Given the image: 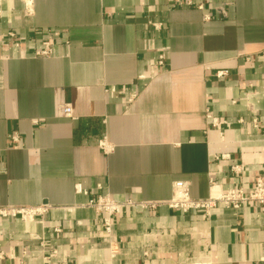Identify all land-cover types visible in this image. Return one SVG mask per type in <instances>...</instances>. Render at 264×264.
I'll use <instances>...</instances> for the list:
<instances>
[{"label":"crops","instance_id":"0c3cea01","mask_svg":"<svg viewBox=\"0 0 264 264\" xmlns=\"http://www.w3.org/2000/svg\"><path fill=\"white\" fill-rule=\"evenodd\" d=\"M194 3L2 0L0 207L50 209L0 219V264H262L255 204L210 217L125 208L112 261L102 217L84 207L166 202L180 181L205 200L212 185L250 190L264 176V0ZM48 41L52 56H35Z\"/></svg>","mask_w":264,"mask_h":264},{"label":"built area","instance_id":"2783aa9c","mask_svg":"<svg viewBox=\"0 0 264 264\" xmlns=\"http://www.w3.org/2000/svg\"><path fill=\"white\" fill-rule=\"evenodd\" d=\"M176 3H185L188 6H195L194 0H173ZM2 0H0L1 5ZM198 9H202V5L197 6ZM210 19L209 17H206ZM158 30L159 26L154 25ZM10 38L14 41L16 47L20 46V42L17 41L15 35L10 34ZM51 42H46L43 44L42 49L35 52L37 57H50L53 54ZM159 67L163 68L165 65V58L161 55L158 59ZM228 76V72H220L218 78H225ZM137 96H133L130 100L132 103ZM63 117L73 119V108L71 105L66 104L63 108ZM210 123L213 128H219L222 122L219 118L212 115L208 116ZM243 123V121H240ZM255 130L260 131L261 123L259 120L255 119L252 121ZM11 142L18 143L19 138L17 136L11 137ZM99 146L104 150L108 151V146L106 140L99 142ZM235 173L240 172L239 167L233 168ZM77 194H88L83 190L81 185H76L75 187ZM100 189V187H99ZM213 190H216L213 192ZM244 204H255L264 213V176H257L253 178L250 190H245L243 188H232L228 191H222L216 185H212L210 189V196L205 200L194 199L191 196V186L188 182H176L173 185L172 197L166 202H117L111 198L110 195H99L96 200H92L88 205L84 206L93 209L98 215L102 217V227L109 239V252L111 261L116 259L118 254V247L113 236V220L119 216L123 209L125 208H140L142 210L155 211L159 206L166 205L172 210H180L185 214L190 212H200L206 217H210L212 211L223 206L227 209H239ZM50 209L48 206H38V207H0V219L8 218H18L25 223L34 222L37 218H42ZM68 211H71L68 210ZM56 234L61 233V229L56 228ZM55 253V252H54ZM5 254L0 252V260H3ZM264 264V256L261 260Z\"/></svg>","mask_w":264,"mask_h":264},{"label":"bare ground","instance_id":"6f19581e","mask_svg":"<svg viewBox=\"0 0 264 264\" xmlns=\"http://www.w3.org/2000/svg\"><path fill=\"white\" fill-rule=\"evenodd\" d=\"M216 191V190H213V192Z\"/></svg>","mask_w":264,"mask_h":264}]
</instances>
